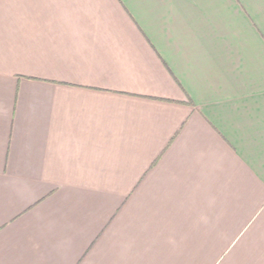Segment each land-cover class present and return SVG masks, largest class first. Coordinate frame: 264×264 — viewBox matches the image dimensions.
Segmentation results:
<instances>
[{
    "label": "crops",
    "instance_id": "crops-1",
    "mask_svg": "<svg viewBox=\"0 0 264 264\" xmlns=\"http://www.w3.org/2000/svg\"><path fill=\"white\" fill-rule=\"evenodd\" d=\"M0 264H264V0H0Z\"/></svg>",
    "mask_w": 264,
    "mask_h": 264
}]
</instances>
